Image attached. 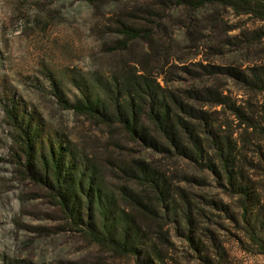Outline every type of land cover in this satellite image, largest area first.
Here are the masks:
<instances>
[{
  "label": "trees",
  "instance_id": "1",
  "mask_svg": "<svg viewBox=\"0 0 264 264\" xmlns=\"http://www.w3.org/2000/svg\"><path fill=\"white\" fill-rule=\"evenodd\" d=\"M173 1L190 12L217 5L264 22V0ZM119 31L124 39L117 44L122 47L126 39L139 36L138 29L125 24ZM254 35L260 41L264 29ZM218 72L264 93V63ZM159 75L130 64L108 81L73 78L79 93L74 100L49 78L63 107L108 132L109 139L101 144L107 158L86 148L77 150L32 112L11 108L7 112L16 128L19 160L65 213L70 227L115 256L133 257L137 264H178L173 228L195 264H232L220 235L225 221L235 229L242 251L264 256V107L244 108L196 80L175 88L164 77L158 80ZM212 113L234 116L242 132L233 139L232 131L222 128L224 123ZM117 135L134 142L139 152H155L159 158L129 153L130 159H120L119 150L133 147L120 144L113 138ZM109 147L117 150L113 153ZM164 158H178L195 172L206 173L192 174L189 181L202 185L208 177L219 192L195 196L173 184ZM213 210L220 212L221 222Z\"/></svg>",
  "mask_w": 264,
  "mask_h": 264
},
{
  "label": "rangeland",
  "instance_id": "2",
  "mask_svg": "<svg viewBox=\"0 0 264 264\" xmlns=\"http://www.w3.org/2000/svg\"><path fill=\"white\" fill-rule=\"evenodd\" d=\"M121 24L139 30V36L126 39L124 47L117 44L124 39ZM260 28L264 29V22L230 8L214 5L190 12L173 0H0V264H137L133 257L115 256L70 227L65 213L19 160L16 128L7 110L32 112L57 138L106 159L101 144L109 139L108 132L63 107L49 78L74 100L79 93L73 78L108 81L121 66L132 64L160 74L158 80L166 78L169 86L184 88L196 80L244 108H263L264 93L218 72V68L244 70L264 63V35L260 41L254 35ZM205 107L213 112L214 108ZM212 116L232 131L233 139L242 132L234 116L228 120L222 114ZM113 138L133 147L119 150L120 159L159 158L155 152H139L141 148L122 135ZM161 161L173 184L195 196L219 192L208 177L202 185L189 181L192 174H207L195 172L185 161ZM213 212L221 222L220 212ZM224 226L220 235L232 264H264L263 255L242 251L235 229L226 221ZM170 230L178 244V264H195L186 245Z\"/></svg>",
  "mask_w": 264,
  "mask_h": 264
}]
</instances>
